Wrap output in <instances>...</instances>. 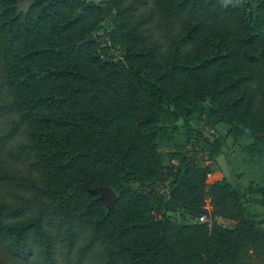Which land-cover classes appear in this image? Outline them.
<instances>
[{
	"label": "trees",
	"instance_id": "obj_1",
	"mask_svg": "<svg viewBox=\"0 0 264 264\" xmlns=\"http://www.w3.org/2000/svg\"><path fill=\"white\" fill-rule=\"evenodd\" d=\"M32 2L0 0V264H264V0ZM193 114L249 136L248 183L207 181Z\"/></svg>",
	"mask_w": 264,
	"mask_h": 264
},
{
	"label": "rangeland",
	"instance_id": "obj_2",
	"mask_svg": "<svg viewBox=\"0 0 264 264\" xmlns=\"http://www.w3.org/2000/svg\"><path fill=\"white\" fill-rule=\"evenodd\" d=\"M258 1L259 0H256V2ZM112 53H114V55L116 56L121 55L120 50L117 51L115 49H112ZM261 99H264V94L262 91L260 92V96L257 100V107L261 105ZM246 106L247 105H245L244 107ZM206 119H207V114H205L204 116L193 114L191 116V124L195 128L201 130L206 137L210 138V140H214L216 137H219L222 140V151L223 153L226 154L231 169L235 170V173L232 172V175L234 174L233 177L236 180L237 178H240V180L243 181L244 183H248L249 180L254 177L253 165L256 168H258L257 167L258 165H256L253 162H250V164H248L250 156L248 153H246L243 150L241 146L242 142H250L249 136L246 134H243L239 139H237V137L233 135L231 124H228L225 122L216 123V124H213V123L207 124ZM247 119H248V124L252 126L257 124V120L254 119L252 116L248 115ZM168 135L169 133L166 132L162 135L163 138L159 139L160 144L158 146V150L163 153V157L165 158L172 156L173 158L177 159L178 156L175 154L178 153V151L185 150L186 147L181 144L175 143L174 139L170 138ZM193 141L196 144L195 152L197 154L198 162L203 166H209L211 168V172L207 175V181L211 183L217 179H221L223 177V174L221 172L220 167L218 166L216 162L215 156L212 155L210 152L211 146L208 145V148L201 149V146L198 145L199 140L193 139ZM261 168L262 167L259 164V169ZM171 178L172 176L170 172L167 170L165 172V175L163 176V179L170 180ZM167 185H168L167 181L166 182L159 181L160 187L167 186ZM255 197H260V195H256ZM206 207L210 211L213 209L210 199H206ZM250 207H251L252 212L256 213V216H257L256 219H257V222L259 223V226L264 229V208L260 206L259 204H257L256 202H252L250 204ZM201 221H205V222L211 221V217L206 216L205 220H201ZM215 221L227 227H232L234 224V221L220 217V216H216Z\"/></svg>",
	"mask_w": 264,
	"mask_h": 264
},
{
	"label": "water",
	"instance_id": "obj_3",
	"mask_svg": "<svg viewBox=\"0 0 264 264\" xmlns=\"http://www.w3.org/2000/svg\"><path fill=\"white\" fill-rule=\"evenodd\" d=\"M32 0H18V13H28L30 7L32 6ZM216 162L221 169L223 176L226 178L228 183H232L234 187H238L237 180L232 176V170L227 161L226 155L224 153H220L216 157ZM101 191L107 196L110 202H115L118 199L115 191L110 187H102Z\"/></svg>",
	"mask_w": 264,
	"mask_h": 264
},
{
	"label": "built area",
	"instance_id": "obj_4",
	"mask_svg": "<svg viewBox=\"0 0 264 264\" xmlns=\"http://www.w3.org/2000/svg\"><path fill=\"white\" fill-rule=\"evenodd\" d=\"M205 218H206V216L203 215V216H201L200 220H205Z\"/></svg>",
	"mask_w": 264,
	"mask_h": 264
}]
</instances>
